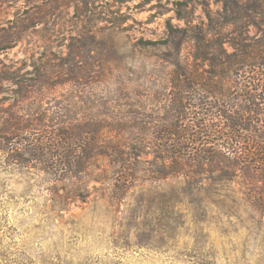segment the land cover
<instances>
[{
    "label": "rangeland",
    "instance_id": "rangeland-1",
    "mask_svg": "<svg viewBox=\"0 0 264 264\" xmlns=\"http://www.w3.org/2000/svg\"><path fill=\"white\" fill-rule=\"evenodd\" d=\"M231 15L228 0H0V130L10 111L41 142L66 113L91 121L99 145L139 156L127 165L138 182L120 190L106 158L70 178L0 152V264H264V184L251 194L242 178L157 179L172 166L155 135L169 129L177 82L227 109L204 93L212 68L193 57L228 54ZM194 70L197 82L179 76ZM14 83L28 87L23 102Z\"/></svg>",
    "mask_w": 264,
    "mask_h": 264
},
{
    "label": "trees",
    "instance_id": "trees-1",
    "mask_svg": "<svg viewBox=\"0 0 264 264\" xmlns=\"http://www.w3.org/2000/svg\"><path fill=\"white\" fill-rule=\"evenodd\" d=\"M228 10L232 12L228 27H232L231 34L236 33L239 38L231 40L228 54L221 48L218 52L207 47L209 52L205 51L203 57H193L195 61L208 62L212 68L209 72L211 80L203 83L200 79V84L206 89L204 93L214 95L218 102L225 96L221 101L228 100L227 109L220 106L223 109L218 115L210 110L190 113L195 106L201 108L206 105L214 111L220 107L216 106V101L206 103L207 97L201 96L196 100L192 83L184 80L177 82L182 91L173 95V104L168 106L170 110L166 120L169 121V129L155 135L157 141L163 142L157 150L169 156L172 166L166 171H158L157 179L174 176L188 180L195 176L211 179L213 175H219V179L230 183L242 178L244 183L248 182L249 193L252 194L259 184H264V0H228ZM250 27L258 32L256 39L248 38ZM183 72L179 76L185 80L190 81L191 78L197 82L200 78L195 70ZM215 79H228V90H223L222 84ZM14 84L19 88L23 102L27 97L22 95L28 87ZM197 101L199 104L191 105ZM5 113L9 117L5 120L8 127L0 130V152L11 156L21 154L44 166L43 169L64 171L70 178H76L74 175L80 174L92 161L106 158L112 168L118 170L114 171L111 180L114 188L121 190V182H138L133 174L137 168L127 169L130 160L139 158L133 152L135 147L124 153L118 144L108 142L99 145L101 134L92 128L91 121L78 126L70 122L66 113L56 116V120L51 116L58 121L59 134L40 142L23 137L32 125L21 128L20 118L10 111ZM214 114L221 120V124L216 123L217 126L214 125ZM60 119H63L62 122H59ZM167 143H173V146ZM16 158L20 160V157Z\"/></svg>",
    "mask_w": 264,
    "mask_h": 264
}]
</instances>
